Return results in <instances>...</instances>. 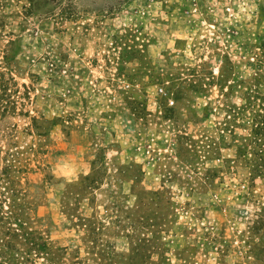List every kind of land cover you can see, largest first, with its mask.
<instances>
[{"label": "rangeland", "instance_id": "374dc122", "mask_svg": "<svg viewBox=\"0 0 264 264\" xmlns=\"http://www.w3.org/2000/svg\"><path fill=\"white\" fill-rule=\"evenodd\" d=\"M0 264H264V0H0Z\"/></svg>", "mask_w": 264, "mask_h": 264}]
</instances>
